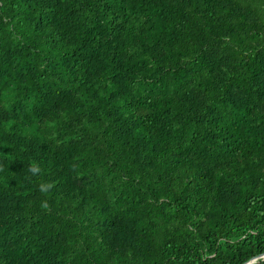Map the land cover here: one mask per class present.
I'll return each mask as SVG.
<instances>
[{"label": "trees", "instance_id": "1", "mask_svg": "<svg viewBox=\"0 0 264 264\" xmlns=\"http://www.w3.org/2000/svg\"><path fill=\"white\" fill-rule=\"evenodd\" d=\"M260 255L264 0H0V264Z\"/></svg>", "mask_w": 264, "mask_h": 264}, {"label": "clouds", "instance_id": "2", "mask_svg": "<svg viewBox=\"0 0 264 264\" xmlns=\"http://www.w3.org/2000/svg\"><path fill=\"white\" fill-rule=\"evenodd\" d=\"M29 171L33 174V175H37L39 174L42 170L41 168L38 166V165H35L33 164L32 166H30L29 168ZM54 187V184L52 183H41L39 186H38V190L42 193V194H47L51 188ZM41 207L42 208H47L48 207V203L47 201H42L41 202Z\"/></svg>", "mask_w": 264, "mask_h": 264}, {"label": "water", "instance_id": "3", "mask_svg": "<svg viewBox=\"0 0 264 264\" xmlns=\"http://www.w3.org/2000/svg\"><path fill=\"white\" fill-rule=\"evenodd\" d=\"M257 259L264 260V255H260V256H257L256 258H253L249 263H253ZM249 263H244V264H249Z\"/></svg>", "mask_w": 264, "mask_h": 264}]
</instances>
